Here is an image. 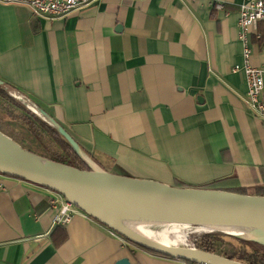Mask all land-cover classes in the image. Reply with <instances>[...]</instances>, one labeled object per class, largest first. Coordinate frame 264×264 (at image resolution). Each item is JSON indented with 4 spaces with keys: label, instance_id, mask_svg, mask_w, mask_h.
<instances>
[{
    "label": "crops",
    "instance_id": "crops-1",
    "mask_svg": "<svg viewBox=\"0 0 264 264\" xmlns=\"http://www.w3.org/2000/svg\"><path fill=\"white\" fill-rule=\"evenodd\" d=\"M243 2L94 0L55 21L0 5V80L66 127L99 169L188 188L235 176L240 194L256 195L264 121L247 106L246 76L235 70L245 65ZM255 32L264 35V22ZM249 62L264 67L255 36ZM53 198L64 203L0 174V264H185L130 243L77 207L69 224L54 228Z\"/></svg>",
    "mask_w": 264,
    "mask_h": 264
},
{
    "label": "water",
    "instance_id": "water-1",
    "mask_svg": "<svg viewBox=\"0 0 264 264\" xmlns=\"http://www.w3.org/2000/svg\"><path fill=\"white\" fill-rule=\"evenodd\" d=\"M2 85L3 81L0 80V86ZM59 130L79 153L82 152L64 129ZM0 174L60 194L70 204L123 239L164 257L191 264H244L215 255L204 254L206 258L196 251L165 247L134 234L114 220H106L104 214L183 216L192 225L228 228L264 243V196L181 188L95 169L83 171L36 156L2 131ZM116 264L131 262L128 258H122Z\"/></svg>",
    "mask_w": 264,
    "mask_h": 264
},
{
    "label": "trees",
    "instance_id": "trees-1",
    "mask_svg": "<svg viewBox=\"0 0 264 264\" xmlns=\"http://www.w3.org/2000/svg\"><path fill=\"white\" fill-rule=\"evenodd\" d=\"M260 41L264 44V35ZM10 90V92H9ZM13 94L19 95V91L16 87L3 82V85L0 86V110H2L9 119L17 122L18 124L24 126L30 134L42 145V147L46 150L48 156L45 157L55 163L62 164L65 166H69L72 168H76L83 171H93L94 169L91 167L89 163L85 161L82 155L67 141V139L61 134L59 128L64 129L78 144L80 149L84 152L86 151L90 156L88 150L84 148L83 143H80L76 137H74L69 130L63 125H59L56 127H51L46 123V121L42 120L35 113L28 110L24 107L19 101H17ZM25 98L28 102L34 105V101L28 96L25 95ZM0 131L6 134L0 126ZM8 135V134H6ZM14 139V138H12ZM17 143H19L16 139H14ZM89 156V157H90ZM92 159V157H90ZM93 160V159H92ZM97 164L98 161L93 160ZM109 172L107 169L102 170ZM177 187L188 188L184 183L177 182ZM201 188H205L208 190H222L229 191L234 193H241L242 190L238 186L237 177H229L220 179L218 181L211 182L207 185H204ZM245 193V192H244ZM256 195L264 196V186L258 187L256 191ZM61 232L60 229H57L54 233V238H60ZM217 234H221L222 232L216 231ZM211 235H196L191 236L190 240L193 242V248L197 252H201L208 255H214V248L211 244ZM242 241L244 242V246L241 252V259L246 264H264V243L253 239L251 237L243 236ZM250 248V250H248Z\"/></svg>",
    "mask_w": 264,
    "mask_h": 264
},
{
    "label": "built area",
    "instance_id": "built-area-1",
    "mask_svg": "<svg viewBox=\"0 0 264 264\" xmlns=\"http://www.w3.org/2000/svg\"><path fill=\"white\" fill-rule=\"evenodd\" d=\"M94 0H0V5L22 7L29 11L32 18L38 20L55 21L65 19L73 13L88 7ZM217 10H223L222 3H216ZM264 22V0H244L239 11V40L244 45L245 65L243 68L237 67L236 72L243 71L246 76L248 91L245 102L252 114L260 121H264V67H254L249 62L252 55L253 36L260 40L262 38L255 29L257 25ZM31 110L38 114L36 108ZM85 160L93 167L91 159ZM60 195V194H59ZM61 196V195H60ZM64 203L56 198L50 199V206L59 210L58 224H69L76 215V207L70 204L63 196ZM58 205H60L58 207ZM185 264H191L185 262Z\"/></svg>",
    "mask_w": 264,
    "mask_h": 264
},
{
    "label": "rangeland",
    "instance_id": "rangeland-1",
    "mask_svg": "<svg viewBox=\"0 0 264 264\" xmlns=\"http://www.w3.org/2000/svg\"><path fill=\"white\" fill-rule=\"evenodd\" d=\"M9 92H10V90H9ZM13 97L30 111H32L31 108L34 109V107H35L37 112H38V114H36V115H38L39 118L46 121V123H48L49 126L56 127L54 123L49 121L42 114V111H44V110L38 103H36L34 101V105H32L28 102V100L25 98V96L20 95V94L19 95L13 94ZM0 103H1V100H0ZM0 126H1L2 130L4 132H6V134H8L9 137L16 139L23 148H25L26 150H28L32 154L39 156V157H43V158L48 156L46 150L30 134V132L24 126H22V125L18 124L17 122L9 119L7 117V115L2 110H0ZM80 154H81V152H80ZM81 155H82V157H84L86 160L89 161V159L85 155H83V154H81ZM90 157H92V155ZM92 159L94 160V157H92ZM90 163L92 165L94 164L95 168L99 167L96 165L95 162H90ZM99 168H98V170H102ZM202 189H205V188H202ZM256 191L254 192V194H256ZM220 232H222V233L217 234L215 232V230L205 228L203 226L192 225L186 229H183V232L181 234H179V236H178V248L189 250V251H195V249L193 248V244H192L193 242L190 240V237L196 236V235L200 236V235L209 234L212 237L211 238V244L214 248L213 254L215 256L244 263V261H242V259H241V252H242V249L244 246V242L241 239L243 236H241L239 234H232V233H227V232H223V231H220ZM248 250H250V248H248ZM199 253H201V252H199ZM202 254H204V253H202ZM181 261H183V260H181ZM244 264H246V263H244Z\"/></svg>",
    "mask_w": 264,
    "mask_h": 264
},
{
    "label": "bare ground",
    "instance_id": "bare-ground-1",
    "mask_svg": "<svg viewBox=\"0 0 264 264\" xmlns=\"http://www.w3.org/2000/svg\"><path fill=\"white\" fill-rule=\"evenodd\" d=\"M106 220H114L123 227L127 228L134 234L145 238L147 240L156 242L160 245L169 248H178V236L192 224L185 221L183 216L172 215H160L150 213H132V214H104ZM216 231H223L232 234H239L241 236H247L239 233L238 231L217 227V226H205ZM249 237V236H247ZM202 257H206L204 254H200ZM207 258V257H206Z\"/></svg>",
    "mask_w": 264,
    "mask_h": 264
}]
</instances>
